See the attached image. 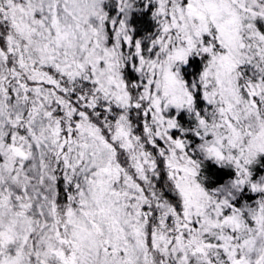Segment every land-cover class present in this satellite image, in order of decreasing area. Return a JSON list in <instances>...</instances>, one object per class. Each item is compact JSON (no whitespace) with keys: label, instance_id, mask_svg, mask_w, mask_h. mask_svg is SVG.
Returning a JSON list of instances; mask_svg holds the SVG:
<instances>
[{"label":"snow or ice","instance_id":"snow-or-ice-1","mask_svg":"<svg viewBox=\"0 0 264 264\" xmlns=\"http://www.w3.org/2000/svg\"><path fill=\"white\" fill-rule=\"evenodd\" d=\"M0 264H264V0H0Z\"/></svg>","mask_w":264,"mask_h":264}]
</instances>
